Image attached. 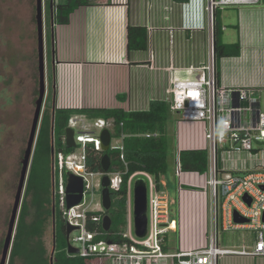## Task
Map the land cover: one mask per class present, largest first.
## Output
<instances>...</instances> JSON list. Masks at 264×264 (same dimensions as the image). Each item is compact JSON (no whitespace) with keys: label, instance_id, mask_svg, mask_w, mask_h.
Masks as SVG:
<instances>
[{"label":"crops","instance_id":"crops-1","mask_svg":"<svg viewBox=\"0 0 264 264\" xmlns=\"http://www.w3.org/2000/svg\"><path fill=\"white\" fill-rule=\"evenodd\" d=\"M51 1L54 6L68 2ZM87 1L70 14L68 24L54 22L55 109L148 111L153 101L167 102L172 68L207 64L214 53V19L211 25L208 0H200L196 9L183 6L189 0ZM217 9L223 26L222 42L240 47L238 56L219 61V85L253 88L262 111L264 0L255 6ZM129 27L147 31L145 51L129 50ZM178 120L176 114L171 125L175 153L178 147L200 150L207 146L202 123ZM181 181L185 190L179 193L176 189L175 207L171 209L180 231L175 248L201 247L206 244L210 222L208 197L200 190L207 177L184 172Z\"/></svg>","mask_w":264,"mask_h":264},{"label":"built area","instance_id":"built-area-1","mask_svg":"<svg viewBox=\"0 0 264 264\" xmlns=\"http://www.w3.org/2000/svg\"><path fill=\"white\" fill-rule=\"evenodd\" d=\"M199 2L200 0H189L183 6L196 9ZM260 2L261 0H208L206 10L212 25L217 8L255 6ZM167 94V102L171 111L178 115L179 123L204 125L207 146L202 150L209 154V169L199 174L207 177L206 185L200 189L208 197L210 222L205 234L206 244L197 248H169V231L177 233L178 223L171 215L167 196L161 191L163 182L158 183L146 172L133 174L127 182V230L123 234L126 240L120 243L101 240L103 234L107 238L110 233L103 229L105 215L89 216L91 211H80L83 200L79 205L67 209L65 172L83 179L84 196L90 189L88 177L96 174H100L102 178L109 177L110 192L120 191L122 177L119 173L110 171H89L86 140H92L98 151L101 150V142L99 137L75 135L76 141L82 143L81 158L77 160L75 152L70 155L57 153L54 166L57 176L53 179L66 225L76 228L69 236V244L79 251L75 255L105 259L109 264H219L220 259L226 256L264 260V113L258 100L254 98V89L218 85L212 51L207 64L185 69L172 68ZM76 124L72 118L70 127L73 128ZM95 127L105 129L109 128V124L99 119L95 121ZM182 151L185 150L178 147L175 153V176L179 193L185 190L181 181L185 172L180 161ZM138 176L149 181L146 185L148 224L142 238L136 236L134 225L133 181ZM103 212L105 213L104 209ZM235 213L247 222L236 223ZM99 224L102 232L88 229L89 225L95 228ZM220 231L251 232L253 245H244L241 250L221 248ZM176 239L177 236L175 243Z\"/></svg>","mask_w":264,"mask_h":264},{"label":"trees","instance_id":"trees-1","mask_svg":"<svg viewBox=\"0 0 264 264\" xmlns=\"http://www.w3.org/2000/svg\"><path fill=\"white\" fill-rule=\"evenodd\" d=\"M87 0H68L66 4L54 7V22L68 24L70 14ZM214 45L217 84L219 85V61L223 57L238 56L239 44L222 42L223 26L219 10L214 14ZM129 50L147 49V31L141 27L128 28ZM54 75L49 86V100L55 98ZM51 107V106H50ZM83 116L93 120H105L109 124L112 137L121 138L122 145L111 146L108 152L96 150L93 143H86L87 165L91 172H101V161L105 154L110 159V172L119 173L122 185L119 192H111L110 211L89 212L92 215H109L112 221L111 231L106 240L115 243L125 241L123 234L127 230V182L138 172L151 174L155 181H161L169 170V161L175 160V136L171 129L174 124L173 112L165 101H153L148 111L126 112L121 109H82L61 110L55 113L51 108L45 112L41 122L32 164L25 189L15 238L8 264H109L101 258H84L70 255L67 251V225L63 218L60 200L55 194L53 177L55 155L61 152L70 155L81 148L68 149L65 143V131L70 127V120ZM150 135V136H148ZM54 150V151H53ZM54 153H53V152ZM123 156V160H122ZM182 169L185 172L205 173L209 169V154L206 150H185L180 154ZM66 178V172H65ZM30 199V202H29ZM55 210V214H53ZM89 230L102 232L99 224ZM51 234V246L47 245V233Z\"/></svg>","mask_w":264,"mask_h":264},{"label":"rangeland","instance_id":"rangeland-1","mask_svg":"<svg viewBox=\"0 0 264 264\" xmlns=\"http://www.w3.org/2000/svg\"><path fill=\"white\" fill-rule=\"evenodd\" d=\"M51 4V0H44L47 92L51 85L52 75L55 76V72L53 74L52 70L55 34L53 28L55 25L52 23ZM35 16L36 0H0V260L14 205L16 188L19 183L21 162L27 147L34 117L35 101L39 95L37 24ZM261 99L264 113V95ZM74 118L77 120V124L73 127L76 135L100 136L103 129L95 127L96 120L83 116ZM173 119H176L175 113H173ZM121 145V138L112 137L111 146L118 147ZM75 155L77 160H80L82 148H77ZM174 167L175 160L171 159L169 161V170L161 178L165 184L162 185L161 191L167 196L171 205L170 209L175 207L176 189L178 188ZM88 179L90 180V189L84 196L80 211L84 209L91 212L103 211L101 197L102 176L96 174L93 177H88ZM138 180L143 181L146 185L149 184L145 177L138 176L133 181V187ZM25 198L24 193L22 205ZM175 237L176 233L169 231V248L171 249L176 247ZM100 239L105 240L106 234H103ZM46 241L48 247H50V232L47 233ZM253 242L251 232L220 231L219 246L221 248L241 250L244 245L252 246ZM16 264L21 263L17 262ZM219 264H264V260L226 256L220 259Z\"/></svg>","mask_w":264,"mask_h":264},{"label":"water","instance_id":"water-1","mask_svg":"<svg viewBox=\"0 0 264 264\" xmlns=\"http://www.w3.org/2000/svg\"><path fill=\"white\" fill-rule=\"evenodd\" d=\"M51 14L52 20L54 19V5L51 4ZM215 16V15H214ZM213 16V17H214ZM36 24H37V56H38V75H39V95L36 100V107L34 112V117L30 129V134L28 137L27 147L24 151V156L21 162V171L19 176V183L16 188L14 205L11 211V217L8 223L7 235L4 240L2 248V256L0 264H8L9 256L12 250L17 223L21 211V206L23 202V196L25 193L27 180L29 177V172L32 164L34 149L36 145V140L39 131V124L41 121V114L43 110L44 100L47 92V83H46V64H45V47H44V0H36ZM54 21V20H53ZM52 21L53 25L54 22ZM54 31V28H53ZM54 43V42H53ZM215 54V47H214ZM215 57V55H214ZM53 62H55V53L53 52ZM66 146L68 149L77 148V143L75 141V130L68 128L66 130ZM99 140L101 142V150L108 152L111 148L112 134L109 129H103ZM54 151V150H53ZM52 151V152H53ZM54 153V152H53ZM102 171L107 173L110 169V159L107 154L103 157L101 161ZM110 180L109 177L104 176L102 178L101 185V197H102V206L105 212L110 211L112 207V197L109 190ZM264 189V187H262ZM66 201L67 209H71L79 205L84 197V182L81 177L75 176L72 173L67 174V189H66ZM134 195V225H135V234L137 237H144L147 230V187L143 181L138 180L134 185L133 190ZM245 200H248V203L251 204V201L244 197ZM55 214V210H53ZM234 219L236 223L247 222L246 219L241 218L237 213L234 214ZM112 226V221L109 215H105L103 219V229L105 232H110ZM76 228L73 226H67V240H68V253L69 254H78L79 251L76 248H73L69 244V236L73 230ZM51 264H53V254L51 257Z\"/></svg>","mask_w":264,"mask_h":264},{"label":"flooded vegetation","instance_id":"flooded-vegetation-1","mask_svg":"<svg viewBox=\"0 0 264 264\" xmlns=\"http://www.w3.org/2000/svg\"><path fill=\"white\" fill-rule=\"evenodd\" d=\"M49 86V85H48ZM51 106V107H50ZM35 107H36V101H35ZM51 108V112H53V114L55 113V98H52L51 99V101L49 100V90H48V92H46V96H45V100H44V105H43V110H42V114H41V121H40V124H39V130H40V126H41V122H42V120H43V117H44V114H45V112L46 111H48L50 108ZM70 122V121H69ZM70 124V123H69ZM68 128H70V127H68ZM67 128V129H68ZM66 129V130H67ZM38 134H39V131H38ZM37 138H38V136H37ZM65 138H66V131H65ZM65 141V143H66V140H64ZM75 141H76V138H75ZM36 143H37V140H36ZM76 143H77V145H78V142L76 141ZM36 146V145H35ZM76 149V148H75ZM34 151H35V149H34ZM68 173H66V175H67ZM53 179H54V177H53Z\"/></svg>","mask_w":264,"mask_h":264},{"label":"clouds","instance_id":"clouds-1","mask_svg":"<svg viewBox=\"0 0 264 264\" xmlns=\"http://www.w3.org/2000/svg\"><path fill=\"white\" fill-rule=\"evenodd\" d=\"M55 7V6H54ZM54 15H55V9H54ZM54 20V19H53ZM54 22V21H53ZM71 128V127H70ZM71 129H73V128H71ZM105 129H109V128H105ZM74 130V129H73ZM75 135H76V132H75ZM82 137H87V136H89V135H81ZM89 137H92V136H89ZM92 138H95V137H92ZM87 142L86 143H93V142H91V141H88V140H86ZM85 143V144H86ZM78 144H80V145H82V143H78ZM94 144V143H93Z\"/></svg>","mask_w":264,"mask_h":264},{"label":"bare ground","instance_id":"bare-ground-1","mask_svg":"<svg viewBox=\"0 0 264 264\" xmlns=\"http://www.w3.org/2000/svg\"><path fill=\"white\" fill-rule=\"evenodd\" d=\"M88 141H92V140H88Z\"/></svg>","mask_w":264,"mask_h":264}]
</instances>
